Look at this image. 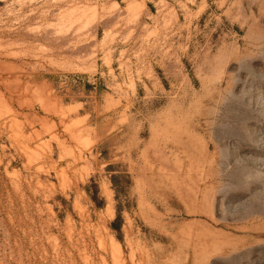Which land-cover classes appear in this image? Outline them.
<instances>
[{
	"label": "rangeland",
	"instance_id": "1",
	"mask_svg": "<svg viewBox=\"0 0 264 264\" xmlns=\"http://www.w3.org/2000/svg\"><path fill=\"white\" fill-rule=\"evenodd\" d=\"M0 264H264V0H0Z\"/></svg>",
	"mask_w": 264,
	"mask_h": 264
},
{
	"label": "trees",
	"instance_id": "2",
	"mask_svg": "<svg viewBox=\"0 0 264 264\" xmlns=\"http://www.w3.org/2000/svg\"><path fill=\"white\" fill-rule=\"evenodd\" d=\"M116 177H117V176H113V177H112V181H114V183H115V178H116ZM119 221H120V215L118 214L117 217L115 218V220L112 222L111 227H112L113 229H116V227H117Z\"/></svg>",
	"mask_w": 264,
	"mask_h": 264
}]
</instances>
